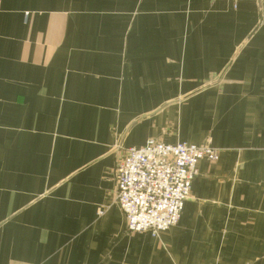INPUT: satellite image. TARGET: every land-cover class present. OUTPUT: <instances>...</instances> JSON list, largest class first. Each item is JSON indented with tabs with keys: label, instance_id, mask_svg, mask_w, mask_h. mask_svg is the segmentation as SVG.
<instances>
[{
	"label": "crops",
	"instance_id": "0c3cea01",
	"mask_svg": "<svg viewBox=\"0 0 264 264\" xmlns=\"http://www.w3.org/2000/svg\"><path fill=\"white\" fill-rule=\"evenodd\" d=\"M149 139L218 150L158 238L115 203ZM0 264H264V0H0Z\"/></svg>",
	"mask_w": 264,
	"mask_h": 264
},
{
	"label": "built area",
	"instance_id": "2783aa9c",
	"mask_svg": "<svg viewBox=\"0 0 264 264\" xmlns=\"http://www.w3.org/2000/svg\"><path fill=\"white\" fill-rule=\"evenodd\" d=\"M217 159L218 150L206 145H168L149 139L128 148L115 170V203L123 212L126 230L158 238L174 227L190 195L198 163Z\"/></svg>",
	"mask_w": 264,
	"mask_h": 264
}]
</instances>
